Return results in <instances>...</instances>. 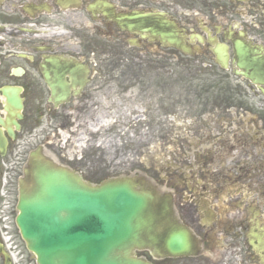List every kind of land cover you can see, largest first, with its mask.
Wrapping results in <instances>:
<instances>
[{"label": "flooded vegetation", "instance_id": "flooded-vegetation-1", "mask_svg": "<svg viewBox=\"0 0 264 264\" xmlns=\"http://www.w3.org/2000/svg\"><path fill=\"white\" fill-rule=\"evenodd\" d=\"M169 32L190 55L164 41ZM217 46L225 47V68L217 63ZM170 50L209 62L221 78L240 81L264 103V84L250 81H264V0H0V169L10 170L13 197L17 160L26 154V137L38 136L42 118L66 126L103 110L104 99L118 96L131 78L105 72V62L144 63L154 53L163 62ZM237 50L246 55L244 68ZM232 89L225 96L232 97ZM6 96H17L21 110ZM225 104V111L236 108L228 98ZM253 123L238 130L231 120L228 137L214 138L224 141L223 151L193 154L187 168L174 172L176 184L168 172L164 190L199 254L165 257L163 264H264V215L252 211L256 202L264 208V118Z\"/></svg>", "mask_w": 264, "mask_h": 264}, {"label": "rangeland", "instance_id": "rangeland-1", "mask_svg": "<svg viewBox=\"0 0 264 264\" xmlns=\"http://www.w3.org/2000/svg\"><path fill=\"white\" fill-rule=\"evenodd\" d=\"M157 54L144 63H104L105 72L129 74L131 78L121 85L125 90L118 96L104 99L103 110L90 111L78 122L66 126L42 118L36 129L38 136L29 134L26 137V154L17 160L21 163L14 170L17 174L14 195L28 154L38 146H44L45 154L58 164L74 168L91 185L135 177L141 188L152 187L160 194V185L164 184L168 172H171L169 182L176 184L179 176L174 172L187 168L193 154L212 149L223 151L224 141L215 143L214 138L219 135L223 139L228 137L229 133L224 131L229 132L231 120L233 128L240 130L246 126L245 130H248L255 126L254 121L264 118V111L258 109L264 104L261 98L247 90L240 81L221 78L215 67L208 75L209 62L202 65L197 59L194 63L197 68L183 66L181 63L186 60L170 50L165 60L169 66L163 70L151 64L161 61V55ZM201 71L209 72L204 75ZM238 86L242 88L240 92L236 91ZM229 87L233 88L232 97L224 95ZM227 98L234 100L232 106L236 107L229 112L225 111L227 104H220ZM5 170L2 167L0 175L10 172ZM249 192L248 201L253 198L252 189ZM253 210L264 215V208L257 202ZM13 218L11 227L15 244L27 263L33 264ZM136 256L152 264H163L162 260L152 258L147 252H137ZM255 264H258L256 260Z\"/></svg>", "mask_w": 264, "mask_h": 264}, {"label": "water", "instance_id": "water-1", "mask_svg": "<svg viewBox=\"0 0 264 264\" xmlns=\"http://www.w3.org/2000/svg\"><path fill=\"white\" fill-rule=\"evenodd\" d=\"M167 37L169 45L188 52L172 32ZM217 52L224 66L225 52ZM7 99L21 108L16 96ZM24 175L15 223L36 264H151L134 252L149 251L157 259L197 252L191 232L173 216L170 197L141 188L135 177L90 185L41 148L30 153ZM4 264H10L7 256Z\"/></svg>", "mask_w": 264, "mask_h": 264}]
</instances>
